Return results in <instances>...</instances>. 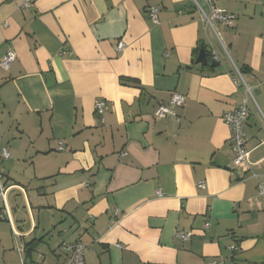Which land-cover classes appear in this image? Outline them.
Listing matches in <instances>:
<instances>
[{
	"label": "crops",
	"instance_id": "0c3cea01",
	"mask_svg": "<svg viewBox=\"0 0 264 264\" xmlns=\"http://www.w3.org/2000/svg\"><path fill=\"white\" fill-rule=\"evenodd\" d=\"M23 1L0 0V59L16 54L0 70V264H65L75 242L86 264H264V0H213L236 16L216 33L204 0ZM201 46L217 68L196 64ZM241 68L250 165L232 173L222 118ZM173 93L184 105L155 119Z\"/></svg>",
	"mask_w": 264,
	"mask_h": 264
},
{
	"label": "built area",
	"instance_id": "2783aa9c",
	"mask_svg": "<svg viewBox=\"0 0 264 264\" xmlns=\"http://www.w3.org/2000/svg\"><path fill=\"white\" fill-rule=\"evenodd\" d=\"M34 3V0H24L21 9L23 11H28ZM195 9L198 14L199 20L203 25L204 30L210 29L216 33V27L222 26L224 28H231L236 22V16L226 13L218 9L213 0H204V5L206 9L200 6L196 1H194ZM147 17L154 24H158V13L159 9L155 6H150L147 8ZM124 45L118 43L116 49L118 52L122 51ZM212 61L218 63L219 59L214 51H211ZM16 60V54L13 50L8 49L4 56L0 59V70L7 72L9 67ZM235 84H241L243 88V97L241 104L238 108L228 111L223 115V123L227 126L230 131V136L228 143L233 155L232 159V173H237L239 170L248 171L250 165V152L245 147V132L244 124L246 123L248 117L251 115L252 105L255 102L253 89L246 84L243 76L240 74L238 69H235V77L233 78ZM262 83H264V78ZM185 103V98L182 95L173 93L166 105H159L155 110L154 117L157 120L163 119L168 115L176 116V108L182 107ZM95 114L101 118L103 122V115L105 112V103L101 100L96 101L94 104ZM264 130V129H263ZM63 150V145L59 143L58 151ZM10 156L6 150L2 151V158L8 159ZM251 177L257 180V192L258 196L264 198V180H261L256 174L251 173ZM205 184L199 182L197 184L198 188H204ZM157 197H161V192H156ZM5 215L0 209V220H4ZM208 225H206L207 227ZM192 236L191 233L176 232L175 237L180 240H188ZM63 250L66 255L65 264H86L84 261V251L85 246L81 242H75L63 246ZM229 251L236 252L237 248L235 246H230ZM208 264H217L216 261L210 262Z\"/></svg>",
	"mask_w": 264,
	"mask_h": 264
},
{
	"label": "water",
	"instance_id": "95a60500",
	"mask_svg": "<svg viewBox=\"0 0 264 264\" xmlns=\"http://www.w3.org/2000/svg\"><path fill=\"white\" fill-rule=\"evenodd\" d=\"M196 64L201 65L203 67H206V66L209 65L208 62H207L206 54H205L203 49H201L199 51V53H198V56L196 58ZM210 66L212 68H217L219 65L217 63L213 62V63L210 64Z\"/></svg>",
	"mask_w": 264,
	"mask_h": 264
},
{
	"label": "trees",
	"instance_id": "16d2710c",
	"mask_svg": "<svg viewBox=\"0 0 264 264\" xmlns=\"http://www.w3.org/2000/svg\"><path fill=\"white\" fill-rule=\"evenodd\" d=\"M200 48L204 50V52H205V54H206V58H207V60L211 61V60H212V57H211L210 52H208L204 46H201ZM211 63H213V61H211ZM238 70H239V72H240L241 75H244V74H245V71H246V70H245L244 68H241V69H238ZM57 149H58V148H57ZM82 244H83V243H82ZM31 245H32L31 242L28 243V244H26V248H27V250H28V249H29V251L32 250V247H31V249H30V246H31Z\"/></svg>",
	"mask_w": 264,
	"mask_h": 264
}]
</instances>
